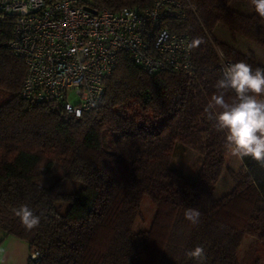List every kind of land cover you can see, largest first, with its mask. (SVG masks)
Returning <instances> with one entry per match:
<instances>
[{
    "label": "trees",
    "instance_id": "1",
    "mask_svg": "<svg viewBox=\"0 0 264 264\" xmlns=\"http://www.w3.org/2000/svg\"><path fill=\"white\" fill-rule=\"evenodd\" d=\"M175 1L183 14L165 26L188 34L191 72L148 73L122 52L101 100L79 116L21 95L26 66L7 45L14 17L0 12V231L27 244V264H196L185 253L197 246L205 264L264 261L253 245L239 256L245 236L264 246V167L241 160L232 188L213 197L229 150L208 110L223 73L218 50L229 63L264 68V18L251 0ZM81 2L118 10L154 0ZM54 163L83 186L68 193L58 181L38 184ZM144 196L155 212L136 229ZM21 205L41 216L38 228L22 226L14 214ZM188 207L201 212L198 224L185 219Z\"/></svg>",
    "mask_w": 264,
    "mask_h": 264
},
{
    "label": "built area",
    "instance_id": "2",
    "mask_svg": "<svg viewBox=\"0 0 264 264\" xmlns=\"http://www.w3.org/2000/svg\"><path fill=\"white\" fill-rule=\"evenodd\" d=\"M81 0H0V12L14 17L7 45L24 61L25 98L52 101L79 116L101 100L122 52L148 73H190L187 33L165 26L183 13L180 2L154 0L144 9L87 10ZM220 68L231 64L217 51ZM35 262L39 253L33 251Z\"/></svg>",
    "mask_w": 264,
    "mask_h": 264
},
{
    "label": "clouds",
    "instance_id": "3",
    "mask_svg": "<svg viewBox=\"0 0 264 264\" xmlns=\"http://www.w3.org/2000/svg\"><path fill=\"white\" fill-rule=\"evenodd\" d=\"M251 4L256 13L264 18V0H251ZM199 43L201 41L197 39L193 46ZM215 87L218 94L212 96L208 110L215 119L217 131L225 133V146L230 155L239 160L251 158L264 167V99L257 98L264 94V68L253 70L244 61L226 64ZM227 89L235 92L237 102L229 104L225 100L223 90ZM217 108L219 112L215 111ZM14 214L28 231L40 225L41 216L27 205L19 206ZM184 216L195 225L199 223L201 212L198 208L188 207ZM185 255L196 264H205L206 250L202 246L188 250Z\"/></svg>",
    "mask_w": 264,
    "mask_h": 264
},
{
    "label": "rangeland",
    "instance_id": "4",
    "mask_svg": "<svg viewBox=\"0 0 264 264\" xmlns=\"http://www.w3.org/2000/svg\"><path fill=\"white\" fill-rule=\"evenodd\" d=\"M241 7L243 8L244 6L241 5ZM214 32L218 34V28H215ZM240 165L241 160L232 157L230 155V152L228 151L224 160V164L221 168L217 184L213 191V197H219L232 188V173H237L239 171ZM62 176L63 175L62 170L60 168V164L54 163L48 173L37 177L35 181L43 186H50L56 181H58V190L60 192L68 193L76 192L83 186V184L79 181L63 178ZM62 207L64 210L67 207V204L63 203ZM154 212V203L148 196H144L140 206V216L136 219L134 227L136 229L148 227L153 218ZM250 238L251 237L249 236L244 237L242 246L239 251V256H243L249 249V247L252 248L251 245H253L255 248H257V256L264 260V246H261L259 243H255L254 240ZM262 264H264V261H262Z\"/></svg>",
    "mask_w": 264,
    "mask_h": 264
},
{
    "label": "crops",
    "instance_id": "5",
    "mask_svg": "<svg viewBox=\"0 0 264 264\" xmlns=\"http://www.w3.org/2000/svg\"><path fill=\"white\" fill-rule=\"evenodd\" d=\"M28 258L25 242L9 235L3 236L0 231V264H27Z\"/></svg>",
    "mask_w": 264,
    "mask_h": 264
},
{
    "label": "water",
    "instance_id": "6",
    "mask_svg": "<svg viewBox=\"0 0 264 264\" xmlns=\"http://www.w3.org/2000/svg\"><path fill=\"white\" fill-rule=\"evenodd\" d=\"M87 10H89V11H91V12H93V13H95V10L94 9H92V8H90V7H85Z\"/></svg>",
    "mask_w": 264,
    "mask_h": 264
}]
</instances>
